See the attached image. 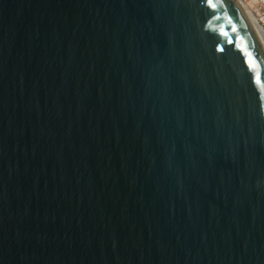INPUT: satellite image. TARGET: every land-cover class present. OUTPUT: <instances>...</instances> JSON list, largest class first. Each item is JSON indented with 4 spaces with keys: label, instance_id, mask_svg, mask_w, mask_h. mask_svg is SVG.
<instances>
[{
    "label": "water",
    "instance_id": "water-1",
    "mask_svg": "<svg viewBox=\"0 0 264 264\" xmlns=\"http://www.w3.org/2000/svg\"><path fill=\"white\" fill-rule=\"evenodd\" d=\"M0 264H264L236 0H0Z\"/></svg>",
    "mask_w": 264,
    "mask_h": 264
},
{
    "label": "built area",
    "instance_id": "built-area-1",
    "mask_svg": "<svg viewBox=\"0 0 264 264\" xmlns=\"http://www.w3.org/2000/svg\"><path fill=\"white\" fill-rule=\"evenodd\" d=\"M255 20L264 36V0H236Z\"/></svg>",
    "mask_w": 264,
    "mask_h": 264
},
{
    "label": "bare ground",
    "instance_id": "bare-ground-1",
    "mask_svg": "<svg viewBox=\"0 0 264 264\" xmlns=\"http://www.w3.org/2000/svg\"><path fill=\"white\" fill-rule=\"evenodd\" d=\"M237 3H238V2H237ZM238 4H239V3H238ZM239 7H240V9L242 10L243 14H244L245 16H247V18H248V19L250 20V22L252 23V25H253V27H254V29H255L257 35L259 36V38H260V40H261V42H262V44H263V46H264V36H263V34H262V32H261L259 26L257 25V23L255 22V20L249 15V13L247 12V10H246L243 6H241V5L239 4Z\"/></svg>",
    "mask_w": 264,
    "mask_h": 264
}]
</instances>
